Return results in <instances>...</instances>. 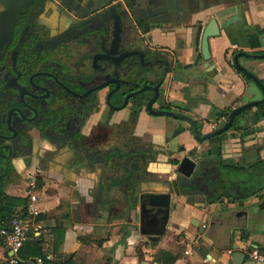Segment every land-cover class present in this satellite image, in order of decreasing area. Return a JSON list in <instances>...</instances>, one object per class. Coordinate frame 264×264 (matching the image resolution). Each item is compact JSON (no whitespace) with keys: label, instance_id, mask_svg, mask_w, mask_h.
Listing matches in <instances>:
<instances>
[{"label":"crops","instance_id":"crops-1","mask_svg":"<svg viewBox=\"0 0 264 264\" xmlns=\"http://www.w3.org/2000/svg\"><path fill=\"white\" fill-rule=\"evenodd\" d=\"M176 2L177 15L148 17L147 11L166 6L165 1L118 0L121 40L124 47L143 52L149 62L144 76L150 80L161 74L154 65L169 67L165 87L171 93L164 92L159 104L189 117L206 135L226 122L217 118L221 111L229 115L262 99L232 59L239 52L264 55V0ZM133 14L142 18L140 24L131 20ZM234 16L236 22L209 39L210 58L204 60L199 27L203 31L211 20L220 25ZM249 35L257 38V48L249 46ZM238 63L264 86V58L240 57ZM249 115L239 116L245 130L231 128L222 141L214 137L197 142L185 122L153 117L145 107L136 114L121 110L111 120L118 140L97 146L81 139L76 147L95 157L83 161L73 146L66 163L43 161L37 163L40 175L24 171L12 178L4 211L15 214L28 206L22 188L33 179L39 212L33 237L42 243L48 264H234L238 243L244 259L236 264H253L250 251L264 253V173L249 167L261 165L264 170V119L248 126ZM216 148L220 156L208 157ZM183 157L198 163L199 174L184 179L176 173ZM254 187L262 190L249 196ZM152 192L170 195L166 222L139 213V196ZM140 229L160 235H145ZM11 259L0 239V264Z\"/></svg>","mask_w":264,"mask_h":264},{"label":"flooded vegetation","instance_id":"flooded-vegetation-1","mask_svg":"<svg viewBox=\"0 0 264 264\" xmlns=\"http://www.w3.org/2000/svg\"><path fill=\"white\" fill-rule=\"evenodd\" d=\"M104 1L0 0V222L12 178L24 171L40 175L37 163L43 161L66 163L73 146L83 161L95 157L81 153L76 143L118 140L114 114L127 108L140 113L154 97L153 92L130 97L139 88L161 83L152 108L168 111L159 103L164 92L171 93L165 87L169 67L154 65L161 72L154 80L144 76L149 62L138 48L123 46L121 28L116 41L113 21L103 15ZM171 9L178 14L176 0ZM131 18L135 25L142 21L136 14ZM136 51L142 63L130 56Z\"/></svg>","mask_w":264,"mask_h":264},{"label":"water","instance_id":"water-1","mask_svg":"<svg viewBox=\"0 0 264 264\" xmlns=\"http://www.w3.org/2000/svg\"><path fill=\"white\" fill-rule=\"evenodd\" d=\"M78 2H80V0H76ZM166 5H167V10L169 11V13H171V7L174 4L175 0H164ZM112 0H105L104 1V10H103V15H105V17L107 19H110L113 21V30H114V34L116 37V41L119 39V32H120V28H121V17H120V10L118 9L117 5H113ZM238 20L237 16H234L230 19H227L226 21H224L222 24L218 25L216 23V21L211 20L209 22V25H207V27H205V29H203V31L201 30V28L199 27L197 34L200 35V49H201V55L202 58L204 60H209L210 55H209V51H208V44H209V39L213 38V37H217L220 35V31L223 32L225 31V29L227 27H229L230 25H232V23L236 22ZM111 52H112V48H111ZM129 56V55H128ZM131 57H139L140 62H143L142 59V53L139 51H136L135 53L130 55ZM240 57H243L245 59L248 60H252V59H261L264 58L263 56H251L248 54H245L243 52H239L236 53L233 56L232 59V64L234 66V68H236V70H238L240 73H242L243 75H245L247 78H249L260 90L261 95H262V99L259 101H254V102H250L248 104L242 105L238 108L233 109L227 119L226 122L223 125H218L217 127L213 128L212 131L209 134L206 135H201L196 123L190 119L187 116L184 115H177L174 114L170 111H165V110H154L152 108V106L156 103L157 99H158V87L159 85L155 86V87H141L139 88L138 91H136L135 93H133L132 95H130V97H135L139 94L145 93V92H153L154 93V97L147 101L146 105H145V110L146 112L153 116V117H166L175 121H182L185 122L189 125V127L191 128L192 131V135L194 137V139L197 142H203L209 139H212L214 137H217L219 135H222L224 133H226L228 130H230V128L232 127L235 117L248 110L251 108H255L257 106L260 105H264V86L260 83L259 80H257L254 76H252L250 73H248L239 63H238V59ZM127 96L124 97V105L121 107L123 108L126 105V100H127ZM198 163L191 160L188 157H183L179 162L178 165L176 167V173L178 175H180L181 177H183L184 179H190L193 177L194 174H199L198 171ZM139 213L140 215H152V220H155L157 217L162 218L163 222H166L168 219V215H169V211H170V195L168 193H142L139 196ZM142 234L145 235H153V236H159L160 232H150L148 233L147 231H144L143 229H140ZM243 238L246 239V235L243 233L242 234ZM239 245L242 243H238ZM239 245H234V249L237 251L236 253H234V257H233V262L234 264H236L237 259L241 258L244 259V254L240 253V251H243V247L239 246ZM13 256V255H12ZM14 257V256H13ZM14 264H36V259H31L28 262H23L20 261L18 259H15Z\"/></svg>","mask_w":264,"mask_h":264},{"label":"built area","instance_id":"built-area-1","mask_svg":"<svg viewBox=\"0 0 264 264\" xmlns=\"http://www.w3.org/2000/svg\"><path fill=\"white\" fill-rule=\"evenodd\" d=\"M22 189L28 206L25 208L23 206L20 207L13 216L0 224V238L3 239L14 256L10 264H14L15 259H17V252L28 241V234L31 233L35 236L38 233V227L34 222L39 214L38 209L35 207L37 197L35 195L34 180H28ZM249 258L253 264H264V253L258 249L251 250ZM36 264H42V261L37 259Z\"/></svg>","mask_w":264,"mask_h":264},{"label":"trees","instance_id":"trees-1","mask_svg":"<svg viewBox=\"0 0 264 264\" xmlns=\"http://www.w3.org/2000/svg\"><path fill=\"white\" fill-rule=\"evenodd\" d=\"M248 44L251 48H257L259 46L257 38L254 37L253 35H249L248 36ZM247 78V77H246ZM248 80V78H247ZM255 109V113H252L251 110L252 109H248L240 114H238L235 117L234 123L232 125V130L233 131H238V130H245V128L239 125V116L241 115H247L250 114V121H249V125L251 126L252 124H255L258 120L260 119H264V105H260L254 108ZM227 112L226 111H221L219 113V115L217 116V118H222L224 117L225 119L228 117L227 116ZM249 119V118H248ZM252 121V122H251ZM230 128V129H231ZM181 129H178L177 132H180ZM219 141H222L223 139H225V133L222 135H219L216 137ZM220 156V148H216L213 150H210L207 152V156ZM259 168V171H262L264 173V170H261L262 166L261 165H252L249 168ZM258 175H256L257 177ZM254 178L253 181L257 182V178ZM259 177V176H258ZM260 180V179H259ZM263 187V186H262ZM262 187H254V189L250 190V192L248 193L249 196H254L255 194H257L260 190H262ZM264 188V187H263ZM14 213L12 214V212L10 210L8 211H4L3 210V218L1 219V222H4L6 219L10 218L11 216H13ZM0 222V224H1ZM1 239V238H0ZM3 240V239H2ZM32 240H37V238L35 239V237H33V234L29 233L28 234V241L20 248V250L17 252L16 254V258L20 261L23 262H28L31 259H40L42 261V264H48L44 253L42 252V243L37 240L35 242H31ZM59 244V243H58ZM57 244L55 243L54 248L56 250ZM54 250V251H55Z\"/></svg>","mask_w":264,"mask_h":264}]
</instances>
